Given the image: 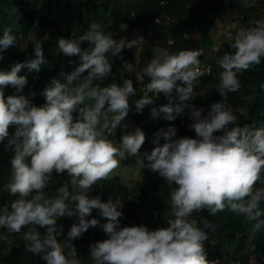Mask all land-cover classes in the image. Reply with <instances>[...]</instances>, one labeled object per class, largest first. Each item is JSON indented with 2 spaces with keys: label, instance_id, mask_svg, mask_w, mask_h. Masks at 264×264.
<instances>
[{
  "label": "clouds",
  "instance_id": "9594fccd",
  "mask_svg": "<svg viewBox=\"0 0 264 264\" xmlns=\"http://www.w3.org/2000/svg\"><path fill=\"white\" fill-rule=\"evenodd\" d=\"M98 29L93 23L77 40L58 38L59 51L77 57L79 63L72 71H61L58 79L53 78L50 86L42 90L44 103L39 106L29 99L34 93L29 96L22 93L27 77L18 74L24 68L38 72L46 63L43 41L36 34L28 37L33 55L8 70H0V142L6 141L2 147L11 150L8 156L11 173L5 171L11 179L0 187L17 197L10 204H0V228L15 233L30 224L45 228L44 234L35 229L23 233L28 241L27 250L40 256L45 264H80L73 245L70 250L57 239L62 231L57 220L64 215L75 216L78 221L66 234L71 241L90 226H99L107 234L106 239L89 245L93 264H220L219 258L210 257L216 250V242L204 231L215 226L209 222L198 226L197 220L191 218L192 213L206 209L222 219L243 216L252 222L249 241L264 229V209L260 207L264 206L261 204L264 182L259 180L264 170V125L243 124L228 129L237 117L219 100L211 103L204 115L203 108L192 107L189 115L193 122L189 127L195 137L173 139L176 129L172 125L159 130L158 136L162 135L165 142L154 141L156 146L145 154L147 163L143 166L169 185H175L170 192L173 218L167 226L154 229L144 224L120 227L122 202L111 197L101 200L88 193L98 180L107 178L119 166L121 159L131 156L135 160L145 134L136 127L124 132L118 144L108 139L113 133L107 132H115L117 126L128 127L121 121L131 110L129 98L136 89L130 78H125L122 84L113 82L104 87L93 86L92 80H103L110 74L108 53L117 57L123 48L142 46L144 42L140 35L131 40L115 39L111 33ZM15 42L16 36L4 30L0 34V54ZM81 42H88L90 47L82 49ZM231 47L234 52H225L217 58L223 69L217 87L220 96L237 91L240 88L237 73L264 58V19L255 21L254 27L239 30ZM201 54L200 49L175 54L159 50L156 57L135 73L137 81L149 78L148 92L169 97V103L151 109L154 118L163 113L164 119L172 121L182 112L192 97L193 82L203 75L197 67L201 65L198 59ZM139 61L135 63L139 65ZM125 63L132 71L131 64ZM5 86L14 87L16 94L6 96ZM173 89L179 101L175 104L169 95ZM85 100L91 103L80 107ZM152 102V97L145 93L134 102L135 111H142ZM10 125L14 127L11 134ZM53 171L71 177V190L68 184H63L56 189L55 197H47L44 189ZM150 175L140 174L146 179ZM93 211L106 220L91 217ZM4 252L7 255V250ZM252 260L256 264L252 257L249 264ZM229 264H239V260Z\"/></svg>",
  "mask_w": 264,
  "mask_h": 264
},
{
  "label": "trees",
  "instance_id": "16d2710c",
  "mask_svg": "<svg viewBox=\"0 0 264 264\" xmlns=\"http://www.w3.org/2000/svg\"><path fill=\"white\" fill-rule=\"evenodd\" d=\"M215 1L213 4H205L202 0H123V2L122 0H0V34L7 29L16 36L14 46H10L0 54L2 56L0 70H8L13 64L32 56V44L28 41V37L33 33L36 34L43 41L46 63L38 72H29L27 68H24L18 74L27 77V84L22 89V93L26 96H29L30 92L34 93L29 96V99L39 106L44 103L42 90L50 86L53 78L58 79L61 71L65 73L72 71L79 63L77 57L63 55L59 49L54 48L53 43L57 42L60 37L77 40L89 30L93 23L99 26L98 30L111 33L115 39L121 37V30L124 26L128 30L139 29L141 35L147 40V43L142 46H148L140 50L139 69L156 57L159 50H167L170 54L178 53L180 50H189L188 35L192 33V30L199 35L197 47L211 48L218 42L219 44L215 46H218L219 50L214 52L208 62L210 72L199 76L193 82L195 94L192 92L191 99L186 102L182 112L176 114V118L172 121L164 119L163 113H159L155 118L151 115L152 108H159L169 100V97L163 93H159L156 97L149 95L153 102L145 105L142 111H135L134 102L142 97L138 87L139 85L146 87L149 78L145 77L140 83L133 76L130 78L133 80L136 92L129 98L131 110L121 121L128 127L121 129L117 126L116 131L108 139L118 144L124 132L139 127L145 134V141L142 144V160L146 164L145 154L150 153L156 146L154 141L159 144L165 142L162 135L158 136L159 130H167L168 126L172 125L176 129V136L173 139L190 137L194 131L189 127L193 122L189 115L192 107L203 108L202 115H204L211 103L220 100L225 102L237 117L227 126L228 129L243 124L254 127L264 125V58H261L259 64L237 73L240 82V88L237 91L227 92L225 96H220L217 92L219 74L223 71L217 64V58L225 52L235 51L231 47L235 36L232 37L230 34L232 27L230 31H227L228 33L225 32L222 35L220 41L214 39L213 32L216 30L217 22H222L225 15L229 17L233 13L237 0ZM247 1L250 4L244 5L241 10L240 20L243 23L241 29L254 27L255 21L264 19V0ZM191 2L194 4L190 5ZM155 19L158 22H155ZM87 47H90L88 42H81L82 49ZM107 56L111 64V72L103 80L93 78V86L104 87L113 82L122 84L125 78H129L124 64L125 62L135 64L133 53L123 48L117 57H112L110 53ZM177 83L181 82L177 81ZM4 94L6 96L16 94V90L12 86H5ZM169 95L178 101L175 89ZM239 104L244 105V111L238 110ZM73 115L75 116V113ZM13 131L14 127L10 125L9 133ZM5 143L6 141L0 142V146H5ZM130 160L132 161L129 162ZM121 162L125 166L134 164L136 161L133 157L127 156ZM145 170L144 173H150V177L146 179L141 176L134 184V188H129L132 183L123 184L118 176H113L98 180L90 189V196H99L101 200L111 197L113 200L118 199L122 202L123 216L118 218L120 227L144 224L154 229L158 226H167L168 220L173 218L170 192L175 185H169L149 168ZM259 180L264 182V170L261 171ZM70 181L71 177H68L66 173L53 171L49 184L44 189L45 196L55 197L56 189L63 184H68L70 188ZM16 198L8 192L7 188L0 187L1 205L10 204ZM260 207L264 209V206L260 205ZM93 210L96 212L95 209ZM94 211L91 212V217L106 220L96 215ZM191 218L197 220L198 226L203 227L205 222L215 226L213 229L205 228L204 231L207 235L209 232L210 240L216 242V250L210 257L219 258L220 264H229L230 261L236 260H239V264H249V257L254 258L257 261L256 264H264V229L257 232L255 238L249 241L252 222L246 221L243 216L236 215V217L230 216L222 219L203 209L193 212ZM76 222L78 221L75 216L64 215L58 218L57 224L62 229L57 237L58 242L64 247H69L70 250L73 245L80 258L78 259L80 264H93L89 254V245L106 239L107 234L99 226H90L82 236L71 241L66 234L70 226ZM32 229L41 234L46 232L45 228L34 224L22 226L20 233L0 228V253L2 255L0 264H45L40 256L27 250L28 241L23 238V233ZM207 239L208 236L205 240ZM5 250H7V255L3 253ZM206 259L211 261L207 257Z\"/></svg>",
  "mask_w": 264,
  "mask_h": 264
},
{
  "label": "rangeland",
  "instance_id": "374dc122",
  "mask_svg": "<svg viewBox=\"0 0 264 264\" xmlns=\"http://www.w3.org/2000/svg\"><path fill=\"white\" fill-rule=\"evenodd\" d=\"M202 1L205 4H213L214 2H216L215 0H202ZM122 2H123V0H122ZM248 2L249 1H247V0H237L236 1V5L233 8V13H231L229 15V17H227V15H225L224 20L222 22H217V25L215 27L216 30L213 32L215 35L214 39H216L217 41H220V39L222 38V35L225 32L230 31L231 27H232V29H231L230 34L232 37L235 36V34L237 33L234 31H237V29L241 30L242 24H243L242 20H240L241 10H242V7L244 5L250 4ZM192 4H194V3L191 2L190 5H192ZM137 35L142 36L141 31H139V29L128 30L127 28H125V26L122 27L121 37H123L124 39L131 40V39H134ZM188 39H189V44H188L189 50L200 49L202 52V54L198 57V59L200 61L199 64H201V65L209 64L208 62L211 60V57L215 52L214 47H211V48L197 47L198 42H199V35L197 32H194L193 30H192V33H190V35H188ZM143 42H144V44L147 43V40L144 37H143ZM217 43L218 42H216L214 44V46L219 44V43L218 44ZM53 44L55 45L54 48L59 49L57 42H54ZM147 47L148 46L144 45V46H133V47L124 48V49H127L133 53L134 61H139L141 59L140 50L141 49L144 50V48L146 49ZM53 53H55V51ZM195 91L196 90L193 91L194 92L193 94H195ZM171 100H172L171 102L174 104L178 102L175 98H172ZM90 103H91L90 101L85 100L84 105H82V106L83 107L87 106ZM166 103H169V100H167ZM237 107L239 108L238 110H241V111L245 110V107L243 104H239ZM195 135L196 134L193 131L191 133L190 137H195ZM10 153H11V150L8 149L7 147L6 148L0 147V186L4 185V184H8L10 179H11V176H9L7 173H4L5 171L11 173V167L8 164V156L10 155ZM142 157H143V152H142V146H141V148L138 150L137 155L134 156L135 161H136L134 164H127L124 166L121 162L122 161V159H121L119 166L116 169H114L112 173L109 174L108 178H111L113 176H118L120 178L121 183L126 184V185H128L129 183H132V185L129 188H131V187L134 188L133 187L134 184L141 177L140 174H143L144 170L147 168V167L143 166ZM2 173H4V174H2ZM88 195L90 196V192L88 193ZM3 253L5 254L6 252L3 251ZM251 262L253 264V260Z\"/></svg>",
  "mask_w": 264,
  "mask_h": 264
},
{
  "label": "built area",
  "instance_id": "2783aa9c",
  "mask_svg": "<svg viewBox=\"0 0 264 264\" xmlns=\"http://www.w3.org/2000/svg\"><path fill=\"white\" fill-rule=\"evenodd\" d=\"M155 22H158L157 19H155ZM214 49H215V51H217V50H219V47H218V46H215ZM129 64H131V63H129ZM124 66H125V69L128 71V77H129V78H131L132 76H133V78H135V73L140 71L139 66H138L137 63H135V64H131V66H132V71H129L128 64L125 63ZM197 67H198L201 71H203V75H204V74L207 75V74L210 72V65H209V64L199 65V66H197ZM201 76H202V75H201ZM141 81H142V80L137 81V82L140 83ZM138 88H139V90H140V93H141V96H142V97L145 95V93H147V95H153L154 97H156L157 95H159V93H158V94L155 96L154 93H152V92H148V91H147V88H146L145 86H141V85H139ZM135 89H136V88H135ZM78 115H79V112H78ZM107 133H114V130L111 131V132H107Z\"/></svg>",
  "mask_w": 264,
  "mask_h": 264
}]
</instances>
